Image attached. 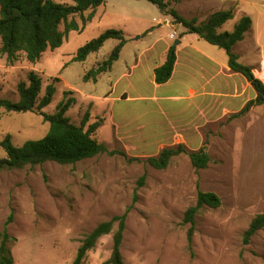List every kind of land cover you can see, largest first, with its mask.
<instances>
[{"label":"rangeland","instance_id":"374dc122","mask_svg":"<svg viewBox=\"0 0 264 264\" xmlns=\"http://www.w3.org/2000/svg\"><path fill=\"white\" fill-rule=\"evenodd\" d=\"M54 1L73 4L68 0ZM165 1L171 3L170 9H176L177 3L185 6V1L190 0ZM244 7L252 9L249 5ZM204 13L202 6L198 14L204 18ZM89 14L90 11L84 16ZM71 19L83 28L81 16ZM171 20L172 16L148 1L108 0L92 22L82 31L70 32L61 48L48 50L37 64L25 60L11 64L0 53V99L18 102L19 84L28 82L29 74L35 71L42 79L39 100L49 85L57 89L52 103L42 112L53 114L64 99L73 98L75 103L67 113L71 122L81 125L87 118L88 129L102 121L95 137L110 150L127 153V157L102 154L75 165L48 162L0 173V228L3 230L13 214L9 248L18 242L11 249L17 264L73 262L85 236L99 224L127 211L122 247L125 264H264V229L249 245L243 242L252 220L264 213V107H255L240 117H227L204 131V145L186 146L192 151L206 148L211 161L202 170H196L185 155L175 157L167 169L155 170L146 160L157 156L159 147L123 146L113 138L112 105L104 100L105 95L136 59L138 49L142 51L157 38L175 46L180 36L173 40L170 35L175 29H186L181 25L172 28L168 24ZM236 25L229 21L219 32L231 33ZM111 29L122 31L126 37L121 58L97 83L85 82L83 77L105 61L119 42L108 40L99 53L85 62L72 60L81 47ZM61 30H65L64 25ZM218 51L227 57L224 50ZM126 87L124 80L119 89ZM128 92L153 93L149 83L141 80L132 81ZM134 107L133 114L126 118L131 126L138 124L136 119L142 113L153 110L152 105ZM49 129L50 124L38 113L7 112L0 107V144L10 135L14 145L22 147L28 141L45 137ZM4 158L6 152L0 145V159ZM144 175L145 184L140 186ZM199 192L216 194L222 205L217 209L206 207L196 216L190 251L187 235L192 225L185 224L184 218L187 210L197 204ZM116 229L117 226L102 237L88 254L91 262L104 264L110 258Z\"/></svg>","mask_w":264,"mask_h":264},{"label":"trees","instance_id":"16d2710c","mask_svg":"<svg viewBox=\"0 0 264 264\" xmlns=\"http://www.w3.org/2000/svg\"><path fill=\"white\" fill-rule=\"evenodd\" d=\"M72 5L57 3L54 0H0V53L7 57L12 64L25 60L31 64L41 61L48 51H56L67 40L70 32L82 31L86 24L92 22L99 7L108 0H68ZM148 1L157 6L166 15L173 18V23L183 26L184 34H196L200 39L212 46H216L226 52L228 66L233 73L240 74L250 83L257 93L256 99L249 101L244 109L234 115L240 117L251 109L264 105V82L256 77L253 68L242 64L235 53V46L242 42L252 29V20L243 16L235 26L233 32L220 33V29L235 18V10L221 11L211 15L206 21L199 23L197 19H187L181 16L175 9H170L165 0H137ZM90 11L85 17L84 14ZM79 15L83 20V28L71 19ZM65 30H61V26ZM183 35L180 36V39ZM108 40H117L119 44L113 49L109 57L83 77L85 82L97 83L99 78L112 70L113 65L120 59L122 50L127 42L122 31L107 30L99 38L92 40L81 47L73 62H85L92 54H97ZM176 64V48L172 46L167 54L165 63L155 70V81L159 85L166 84L172 77ZM57 81H60L57 79ZM42 90V79L33 71L28 76V82H22L18 86L20 99L12 102L0 99V107L7 112L38 113L44 122L50 124L49 132L39 140L26 142L22 147H17L10 135L1 142V147L6 152V158L0 159V173L3 171L22 170L26 167H36L48 162L59 165H75L86 159H91L102 154L109 156L120 155L127 157L125 151L110 150L107 145L99 141L95 134L102 126V121L90 125L86 129L88 119L81 125L71 122L67 116L68 111L74 105L75 99H64L53 114H47L42 110L48 107L56 93V87L51 84L47 87L45 96L39 100ZM71 93H67L69 95ZM187 156L196 170L206 169L211 161L206 148L198 151L189 150L185 145H178L163 149L157 156L149 157L146 163L155 170L167 169L175 157ZM136 161L138 159H135ZM146 181V175L139 180L140 186ZM135 203L138 196L134 197ZM222 201L214 193L199 192L197 204L187 210L184 218L185 224H191L188 231L189 250H192L195 219L200 211L206 207L217 209ZM128 211L115 216L109 221L99 224L90 234L85 236L77 251L72 264H87L88 254L96 248L98 241L117 229L113 237V248L110 258L104 264H125L122 247L124 243L126 221ZM14 215L7 219L4 229L0 232V264H15L9 243L13 238L8 233V226L12 224ZM264 229V213L256 216L249 229L243 235V242L249 245L252 238ZM193 256V253H192Z\"/></svg>","mask_w":264,"mask_h":264},{"label":"crops","instance_id":"0c3cea01","mask_svg":"<svg viewBox=\"0 0 264 264\" xmlns=\"http://www.w3.org/2000/svg\"><path fill=\"white\" fill-rule=\"evenodd\" d=\"M259 1L190 0L185 1V6L178 1L175 10L185 18L191 16L190 19H197L199 23L217 12L231 9L235 10V18L231 20L235 23L243 16L250 17L252 29L234 50L239 61L252 67L256 77L264 82V0H261L260 5ZM169 5L171 8V3ZM244 5H249L252 9H246ZM200 6L206 10L204 18L198 14ZM168 24L172 28H178L173 20L168 21ZM175 30L171 35L183 36L175 46L176 64L172 77L166 84L156 83L155 70L165 63L172 44L163 38H157L142 51L137 50L139 54L136 59L127 70L122 71L105 95L104 100L112 105L113 138L123 146H157L161 152L178 145H204L206 129L210 130L227 117L240 113L249 101L256 99V91L246 79L244 81V76L233 73L229 68L228 56L225 57L219 49L207 45L196 34H184V31ZM171 35V39L177 38H172ZM124 80L128 87L119 89ZM138 80L147 81L153 93L129 94L132 81ZM143 105H152L153 110L137 117L136 126L128 125L126 118L133 114L131 107ZM263 107L264 105L257 108ZM137 112L140 113L138 109ZM10 228L11 225L7 228L9 235ZM2 231L0 228V232ZM14 243L16 247L18 242ZM12 255L17 264L13 250ZM73 262L70 260L63 264ZM87 264L97 263L91 262L88 257Z\"/></svg>","mask_w":264,"mask_h":264},{"label":"water","instance_id":"95a60500","mask_svg":"<svg viewBox=\"0 0 264 264\" xmlns=\"http://www.w3.org/2000/svg\"><path fill=\"white\" fill-rule=\"evenodd\" d=\"M179 43H180V41H179V40H178V41H176V43H175V46H177Z\"/></svg>","mask_w":264,"mask_h":264},{"label":"built area","instance_id":"2783aa9c","mask_svg":"<svg viewBox=\"0 0 264 264\" xmlns=\"http://www.w3.org/2000/svg\"><path fill=\"white\" fill-rule=\"evenodd\" d=\"M171 37H172V38H176V35H175V34H173V35H171Z\"/></svg>","mask_w":264,"mask_h":264}]
</instances>
